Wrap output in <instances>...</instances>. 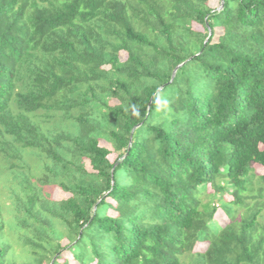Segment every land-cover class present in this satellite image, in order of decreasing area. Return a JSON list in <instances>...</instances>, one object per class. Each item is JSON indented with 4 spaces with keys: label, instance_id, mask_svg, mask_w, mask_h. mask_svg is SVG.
<instances>
[{
    "label": "trees",
    "instance_id": "16d2710c",
    "mask_svg": "<svg viewBox=\"0 0 264 264\" xmlns=\"http://www.w3.org/2000/svg\"><path fill=\"white\" fill-rule=\"evenodd\" d=\"M209 1L0 0V178L26 197L8 223L20 264H69L64 249L78 264H264V0ZM26 151L69 168L74 191L41 204ZM4 224L0 209V264H18Z\"/></svg>",
    "mask_w": 264,
    "mask_h": 264
},
{
    "label": "rangeland",
    "instance_id": "374dc122",
    "mask_svg": "<svg viewBox=\"0 0 264 264\" xmlns=\"http://www.w3.org/2000/svg\"><path fill=\"white\" fill-rule=\"evenodd\" d=\"M209 5L212 8H216L219 9L220 8V3L221 0H210ZM192 28L196 31H203L204 28L202 25L193 22L192 23ZM222 34V28L217 27L215 29V35L213 37L214 41L218 40V37ZM119 56L121 60H125L127 57V53L126 51L122 50L119 52ZM106 68L108 66H105ZM118 103V100L116 98H112L110 99V105H114ZM41 114H39L37 116V120L44 126L47 127L49 126V122L46 120L47 118L44 117V112H40ZM46 120V121H45ZM100 144L101 145H105L109 148H111V146L104 142L103 140H100ZM28 151L25 152L24 155V159L27 162V165L29 166L28 170L26 169V171L31 172L34 176L32 177V179L35 181L36 185L38 187H42V192L43 195L46 197H40L41 199V204L42 203H46L49 201V203L51 202V200H61V199H65L67 198L71 192L74 191L75 189V184L76 182L74 181V183L72 182V179L69 178V168H67L68 171H63L62 169V165L59 164L55 171L51 170V168L47 167L49 164L47 162V158H46V154L44 152H39V156L38 158L36 156H33V154H28ZM65 156H67L73 163V166L77 169H80V156L77 152H69V151H65L63 153ZM109 158L111 161H113L116 158V153L112 152L109 155ZM84 161V166L85 169H87L88 171H92V168L89 164L88 159L83 158ZM255 173L257 175H260L264 172V167L260 164L254 163L253 164ZM91 177V175L89 174H85L84 177H82L83 179H89ZM42 179V180H38V179ZM46 179V180H45ZM46 181V184L45 182ZM3 183L4 181H1L0 178V209H1V214L3 219L5 220V224H4V231L7 235V237L9 238L10 243L12 244L13 249L15 250L16 253H18L20 255V258H18V264H20V262L24 259V248H23V243L24 240L19 238L18 235L16 236V229H12L10 228L9 224H13L15 227V222L14 221V211L16 208V205L19 203V198H22V200L26 201V197H10V192L8 191L7 187H3ZM65 185L69 190L68 191H64L61 189L60 186ZM209 193H213V188L208 185L206 187V191L205 193L202 195L203 200H207L208 199V194ZM222 197L224 200L229 201L233 199V196L231 195V192L228 193H224L222 194ZM51 199V200H49ZM48 200V201H47ZM249 203H251V201L248 200ZM216 206H218L217 201H215ZM26 204V203H25ZM23 204V206H27ZM239 212L236 214L237 218L240 215L241 210H238ZM108 214L109 215H116V211H114L112 208L108 209ZM263 216L259 217V221L264 223V209L262 210ZM21 216L25 217V220L23 221V223H27L28 221H31L32 219L29 217V215L27 214V212L24 210H22L21 212ZM215 219L217 222H219L220 225L224 226L226 224H228L230 222V219L228 218V216L226 215V213L222 210V208L220 206L217 207V211L215 213ZM9 223V224H8ZM40 225L44 227V223L40 220ZM59 222L55 221V225L57 226V228H62V226H59ZM21 230L26 229L25 225L22 224L20 225ZM66 236H69L68 234V230L66 232ZM61 244L62 246H65L68 244V239L66 237L61 239ZM208 246L207 242H197L193 248V252H203L204 250H206ZM61 257L59 261H63L64 258L68 259L69 264H78L71 256L70 252L67 249L61 250Z\"/></svg>",
    "mask_w": 264,
    "mask_h": 264
},
{
    "label": "water",
    "instance_id": "95a60500",
    "mask_svg": "<svg viewBox=\"0 0 264 264\" xmlns=\"http://www.w3.org/2000/svg\"><path fill=\"white\" fill-rule=\"evenodd\" d=\"M223 4H224V2H223V0H221V6H223ZM208 29H209V28H208ZM210 33H211V31L209 30V35H210ZM207 39H208V38H207ZM207 39H206V41H207ZM183 64H184V62L181 63V64H179V65H177V66L175 67V69L173 70V73H172L171 80L174 78V76H175V74H176L178 68H179L180 66H182ZM139 125H140V124H138L137 126H135V127L133 128L132 133H133V131L136 129V127H138ZM132 133H131V137H130L129 146L131 145V142H132ZM112 182H113V181H112ZM54 259H55V257L52 259V261H51L50 264L53 263Z\"/></svg>",
    "mask_w": 264,
    "mask_h": 264
}]
</instances>
